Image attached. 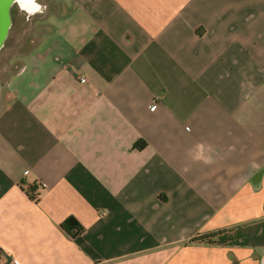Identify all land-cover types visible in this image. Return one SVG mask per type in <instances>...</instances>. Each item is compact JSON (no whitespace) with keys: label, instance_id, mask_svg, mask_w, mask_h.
<instances>
[{"label":"crops","instance_id":"obj_1","mask_svg":"<svg viewBox=\"0 0 264 264\" xmlns=\"http://www.w3.org/2000/svg\"><path fill=\"white\" fill-rule=\"evenodd\" d=\"M35 3L0 49V264H264V0Z\"/></svg>","mask_w":264,"mask_h":264},{"label":"trees","instance_id":"obj_2","mask_svg":"<svg viewBox=\"0 0 264 264\" xmlns=\"http://www.w3.org/2000/svg\"><path fill=\"white\" fill-rule=\"evenodd\" d=\"M29 191V198L30 200H36V196L33 193V188H28ZM62 228L71 236H75L81 232V228L77 225V223L73 219H67L64 221L62 224ZM219 234H210V235H204V236H199L196 238H193L191 240L192 243H197V244H206V245H212V244H217L218 241L216 240L217 236Z\"/></svg>","mask_w":264,"mask_h":264},{"label":"water","instance_id":"obj_3","mask_svg":"<svg viewBox=\"0 0 264 264\" xmlns=\"http://www.w3.org/2000/svg\"><path fill=\"white\" fill-rule=\"evenodd\" d=\"M17 0H0V49L8 35L10 28V9Z\"/></svg>","mask_w":264,"mask_h":264},{"label":"clouds","instance_id":"obj_4","mask_svg":"<svg viewBox=\"0 0 264 264\" xmlns=\"http://www.w3.org/2000/svg\"><path fill=\"white\" fill-rule=\"evenodd\" d=\"M17 4L19 5L21 12L27 13L29 17L41 11V6L36 4L35 0H32V3L30 4L31 6H27L23 0H17Z\"/></svg>","mask_w":264,"mask_h":264},{"label":"built area","instance_id":"obj_5","mask_svg":"<svg viewBox=\"0 0 264 264\" xmlns=\"http://www.w3.org/2000/svg\"><path fill=\"white\" fill-rule=\"evenodd\" d=\"M80 83H87V79L85 77L80 78ZM93 90L95 91L96 89L93 87ZM153 107L154 103L150 105V109H153Z\"/></svg>","mask_w":264,"mask_h":264},{"label":"snow or ice","instance_id":"obj_6","mask_svg":"<svg viewBox=\"0 0 264 264\" xmlns=\"http://www.w3.org/2000/svg\"><path fill=\"white\" fill-rule=\"evenodd\" d=\"M24 3L25 4H31L32 3V0H24Z\"/></svg>","mask_w":264,"mask_h":264},{"label":"rangeland","instance_id":"obj_7","mask_svg":"<svg viewBox=\"0 0 264 264\" xmlns=\"http://www.w3.org/2000/svg\"><path fill=\"white\" fill-rule=\"evenodd\" d=\"M12 33H14V32H12Z\"/></svg>","mask_w":264,"mask_h":264}]
</instances>
